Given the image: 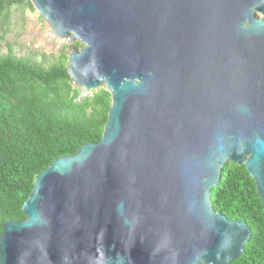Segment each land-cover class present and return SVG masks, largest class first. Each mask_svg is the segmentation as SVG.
<instances>
[{
	"label": "water",
	"instance_id": "water-1",
	"mask_svg": "<svg viewBox=\"0 0 264 264\" xmlns=\"http://www.w3.org/2000/svg\"><path fill=\"white\" fill-rule=\"evenodd\" d=\"M104 86L102 137L34 180L0 264H230L252 234L212 206L227 161L264 201V0H30ZM261 15V16H260ZM83 93V92H82ZM85 95V93H83Z\"/></svg>",
	"mask_w": 264,
	"mask_h": 264
},
{
	"label": "trees",
	"instance_id": "trees-1",
	"mask_svg": "<svg viewBox=\"0 0 264 264\" xmlns=\"http://www.w3.org/2000/svg\"><path fill=\"white\" fill-rule=\"evenodd\" d=\"M0 0V17L14 4ZM76 46H82L76 41ZM66 55L50 65L31 57L0 54V233L9 220L22 221L23 203L36 176L62 155L75 154L101 139L111 106L104 87L82 89L73 83ZM212 188V206L252 230L244 253L230 264H264V201L244 164L227 161Z\"/></svg>",
	"mask_w": 264,
	"mask_h": 264
},
{
	"label": "rangeland",
	"instance_id": "rangeland-1",
	"mask_svg": "<svg viewBox=\"0 0 264 264\" xmlns=\"http://www.w3.org/2000/svg\"><path fill=\"white\" fill-rule=\"evenodd\" d=\"M76 41L56 35L36 8L27 2L12 5L8 17H0V54L13 51L15 55L31 57L45 65L58 61L65 54V61L69 64L71 51L82 47L76 46ZM80 88L85 94L90 92Z\"/></svg>",
	"mask_w": 264,
	"mask_h": 264
}]
</instances>
